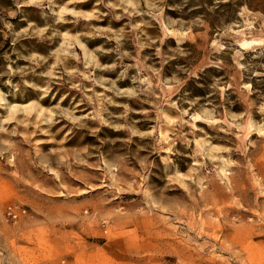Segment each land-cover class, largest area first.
<instances>
[{"label":"rangeland","instance_id":"rangeland-1","mask_svg":"<svg viewBox=\"0 0 264 264\" xmlns=\"http://www.w3.org/2000/svg\"><path fill=\"white\" fill-rule=\"evenodd\" d=\"M0 264H264V0H0Z\"/></svg>","mask_w":264,"mask_h":264},{"label":"built area","instance_id":"built-area-1","mask_svg":"<svg viewBox=\"0 0 264 264\" xmlns=\"http://www.w3.org/2000/svg\"><path fill=\"white\" fill-rule=\"evenodd\" d=\"M25 212H26L25 208H18V207L10 206L8 207L7 214L11 216L12 218H16L22 214H25Z\"/></svg>","mask_w":264,"mask_h":264}]
</instances>
